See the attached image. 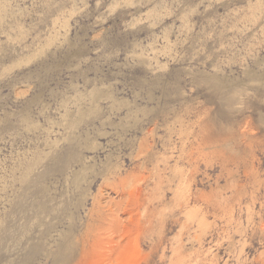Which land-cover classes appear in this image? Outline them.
<instances>
[{
    "label": "rangeland",
    "instance_id": "rangeland-1",
    "mask_svg": "<svg viewBox=\"0 0 264 264\" xmlns=\"http://www.w3.org/2000/svg\"><path fill=\"white\" fill-rule=\"evenodd\" d=\"M0 264H264V0H0Z\"/></svg>",
    "mask_w": 264,
    "mask_h": 264
},
{
    "label": "bare ground",
    "instance_id": "bare-ground-1",
    "mask_svg": "<svg viewBox=\"0 0 264 264\" xmlns=\"http://www.w3.org/2000/svg\"><path fill=\"white\" fill-rule=\"evenodd\" d=\"M107 138V136H105L104 137V139H106ZM109 143H111V140H109L108 141V143L106 144L107 146H109ZM146 142H141V144H140V146H139V148H141L140 150H141V153H144V147H146V144H145ZM101 145V144H100ZM107 148V147H106ZM104 148H102V147H100L99 146V149H97L96 150V152L98 153V152H102V150H103ZM90 152H92V151H90ZM120 157V154H119V156H117V158H119ZM113 154H112V152L109 154V156L107 157V163L106 164H110L111 166L106 170V172L104 173V176H106V175H109V174H111L112 172H113V170L117 167V168H119L120 167V164H116V163H113L112 161H113ZM114 168V169H113ZM90 175H89V178H88V180L90 181V185L92 184V182L94 181V179L96 178V174H95V169L93 168V166H92V172H88ZM88 173H87V175H88ZM90 178H91V180H90ZM127 193L129 194V196H130V198H128L127 199V204L130 206L131 204H132V199H135V200H137V201H140V196L138 195V194H136V190H128L127 191ZM128 206H125V209H127L128 210ZM111 216L113 217V216H116L117 217V215L116 214H111ZM132 218V217H131ZM110 221H112V222H110V227H112L113 226V219H111ZM95 230H98V228L97 227H95ZM89 233H91V231L89 232Z\"/></svg>",
    "mask_w": 264,
    "mask_h": 264
}]
</instances>
